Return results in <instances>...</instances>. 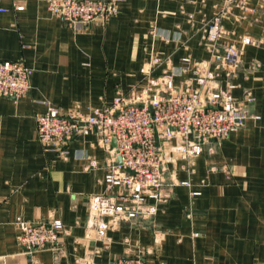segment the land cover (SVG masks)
<instances>
[{
	"label": "crops",
	"instance_id": "0c3cea01",
	"mask_svg": "<svg viewBox=\"0 0 264 264\" xmlns=\"http://www.w3.org/2000/svg\"><path fill=\"white\" fill-rule=\"evenodd\" d=\"M220 3L118 0L114 17L73 26L52 16L46 0H0V61H21L32 71L25 96L0 97V264H114L122 257L147 264H264V8L258 0H246L253 13L231 9L220 43L241 51L237 68L219 72V86H235L231 96L245 113L244 125L223 141H209L190 166L183 159L168 163L167 179L189 186L178 185L152 219L118 225L104 219L105 237L96 240L86 202L106 191L107 153L94 133L72 141L65 160L36 139L35 117L49 109L88 113L110 107L117 94L140 95L152 58L164 61L154 78L185 57L209 60L202 28ZM242 37L258 42L242 45ZM185 80L191 71L175 78L177 89ZM89 160L97 167L89 168ZM18 220H60V251L23 252Z\"/></svg>",
	"mask_w": 264,
	"mask_h": 264
},
{
	"label": "built area",
	"instance_id": "2783aa9c",
	"mask_svg": "<svg viewBox=\"0 0 264 264\" xmlns=\"http://www.w3.org/2000/svg\"><path fill=\"white\" fill-rule=\"evenodd\" d=\"M258 1V8L263 9L264 0ZM46 4L52 16L73 26L106 21L118 12V0H46ZM234 7L247 13L255 11L247 6L246 0H221L202 28L209 60L192 63L185 57L180 66L168 67L154 78V70L164 61L152 58L144 69L145 90L130 100L117 94L110 107L88 113L73 110L62 114L49 109L45 114L36 115V139L58 159L67 158L72 141L91 133L107 153L102 180L106 191L89 196L86 202L96 240L105 237L108 224L104 219H110L115 225L152 219L158 207L171 199L178 185L189 186L188 182L167 179L168 163L183 159L190 166L209 141H223L231 131L244 125L245 113L231 96L235 86L230 82L224 89L219 86V72L237 68L241 57L235 43L220 48L227 34L224 19ZM14 9L21 11L23 7L15 5ZM239 42L256 45L258 41L242 37ZM189 71L193 83L185 80L182 88L177 89L175 78ZM31 72L21 61H0V97L17 100L25 96L30 89ZM113 141L115 147L111 145ZM88 162L89 168L97 167L93 160ZM15 225L23 252L60 251L63 232L60 220L37 225L18 220ZM85 238H90L88 232ZM90 253L86 255L87 261L92 258L93 251ZM114 264L147 263L139 257H122Z\"/></svg>",
	"mask_w": 264,
	"mask_h": 264
}]
</instances>
